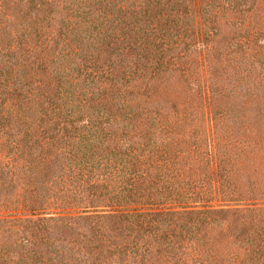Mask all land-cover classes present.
I'll use <instances>...</instances> for the list:
<instances>
[{
  "label": "trees",
  "instance_id": "trees-1",
  "mask_svg": "<svg viewBox=\"0 0 264 264\" xmlns=\"http://www.w3.org/2000/svg\"><path fill=\"white\" fill-rule=\"evenodd\" d=\"M0 264H264V0H0Z\"/></svg>",
  "mask_w": 264,
  "mask_h": 264
}]
</instances>
